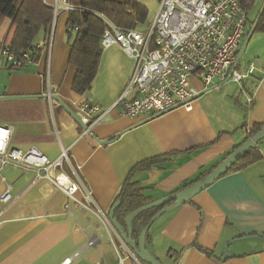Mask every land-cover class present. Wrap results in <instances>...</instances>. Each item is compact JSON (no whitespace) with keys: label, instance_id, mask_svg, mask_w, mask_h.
Wrapping results in <instances>:
<instances>
[{"label":"crops","instance_id":"crops-1","mask_svg":"<svg viewBox=\"0 0 264 264\" xmlns=\"http://www.w3.org/2000/svg\"><path fill=\"white\" fill-rule=\"evenodd\" d=\"M259 1L247 0V6ZM140 2L146 6V0ZM59 9L53 31L36 41L46 47L38 61L10 69L0 59V127L13 130L12 148L36 147L50 161L66 149L69 163L63 172L83 184L78 201L87 203L91 194L93 210L109 217L131 172L145 162L149 165L135 171L130 181L142 189L146 201L173 195L223 161L248 130L264 124V30L250 34L258 13L254 23L248 20L239 62L244 69L258 60L251 78L201 92L191 110L128 118L117 108L95 127L94 137H82L77 109L83 104L111 109L134 62L118 45L103 48L92 89L84 95L74 92L77 68L69 64L68 15ZM10 27V20L0 25V51L10 44ZM194 86L202 91L197 82ZM259 150L262 160L221 177L190 202L160 216L145 241L147 255L161 264H264V141ZM8 187L15 201L8 207L0 201V264H63L70 258L71 264H116L106 230L54 184L37 180L34 170L8 166L1 171L0 199ZM113 235L122 246L120 233ZM126 264L136 262L127 259Z\"/></svg>","mask_w":264,"mask_h":264},{"label":"built area","instance_id":"built-area-1","mask_svg":"<svg viewBox=\"0 0 264 264\" xmlns=\"http://www.w3.org/2000/svg\"><path fill=\"white\" fill-rule=\"evenodd\" d=\"M58 1L55 0V3ZM64 9L72 10L69 6ZM247 23V0H158L156 14L143 30L109 25L101 38L102 47L118 45L133 60L134 67L124 92L111 109L103 111L98 106L88 104L77 109L76 118L82 127V137H94L95 127L117 108L122 116L128 118H153L180 108L191 110L201 92L230 81L242 84L251 78L258 60L252 61L244 69H240L237 63L246 37ZM36 49L43 52L46 47L41 43L37 44ZM0 59L10 69H20L31 63L29 54L19 60L7 44L1 47ZM194 82L200 85L202 91L194 86ZM47 97L52 99L51 91ZM12 134L11 128L0 127V177L1 171L8 166L23 171L34 170L37 180H48L74 201L76 207L82 206L92 211L91 194L87 193V203L78 201L76 194L84 188L83 184L72 181L63 172L65 164L69 163L66 149L62 150L59 158L50 161L36 147L28 151L12 148ZM2 180L5 181L3 177ZM0 201L6 207L15 201L10 187ZM66 209L69 210V206ZM92 212L107 227L117 254L116 264H126L127 259L142 264L125 241L122 242V253L116 247L112 237L116 229L108 216L101 211ZM71 262L70 258L63 264Z\"/></svg>","mask_w":264,"mask_h":264},{"label":"trees","instance_id":"trees-1","mask_svg":"<svg viewBox=\"0 0 264 264\" xmlns=\"http://www.w3.org/2000/svg\"><path fill=\"white\" fill-rule=\"evenodd\" d=\"M50 1L0 0V25L5 20L11 21L9 30V46L11 53L19 60H21L25 54H29L31 56V62H35L40 59V52L36 49V41L41 34L51 33L53 31L55 21L60 15L59 8L62 7V11L68 15L66 34L67 43L71 47L69 64L77 68V74L72 89L80 95H84L92 89L103 52L101 38L105 31L109 29V25H113L120 29H139L145 26L149 19V11L147 7L140 2L141 0H59L57 4L52 0ZM65 6L71 7L72 10H65ZM250 6L252 5L247 6V12ZM75 28L78 30L75 31ZM255 29L264 30V13L261 15ZM261 130L262 125L253 127L250 133L246 135L243 143L250 140ZM112 140H114V138L111 139V141ZM259 144H261V142ZM259 144L256 149L250 151L226 175L245 169L262 160L263 156L259 150ZM241 145L236 147V149ZM230 154L224 157L223 160L230 156ZM220 163L212 167L209 171L199 175L196 180L186 183L173 194L186 190L203 181ZM147 165H149V163H142L131 172L128 180L123 188H121L112 204L111 210L116 204H119L114 212V219L123 225V227L125 225V219L129 215L153 203L146 201L142 189L138 185L132 184L130 181L135 171L145 168ZM188 202H190V199L187 200L185 204ZM174 204L175 203H169L164 206L150 209L135 216L131 220V236L132 240L137 244L136 248H138L140 234L150 220L159 211L164 208H169ZM108 218L110 219V217ZM110 221L112 222L111 219ZM148 236L149 234L147 237ZM195 247L198 252L213 257V252L196 245Z\"/></svg>","mask_w":264,"mask_h":264},{"label":"water","instance_id":"water-1","mask_svg":"<svg viewBox=\"0 0 264 264\" xmlns=\"http://www.w3.org/2000/svg\"><path fill=\"white\" fill-rule=\"evenodd\" d=\"M264 13V5L262 7V10L260 12V15L256 21V24L250 34H253L261 15ZM246 49V45H244L238 55L237 63H239L244 55ZM264 141V129L255 134L250 140L243 143L239 148H237L235 151H233L230 156H228L225 160H223L203 181L187 188L186 190H183L179 193L164 197L163 199H160L158 201H155L137 211L129 215L125 219V225H121L114 219V212L116 208L119 206V204H116L112 210L110 211L109 217L112 220V223L115 227V229L120 233V235L123 237L125 242L130 245L135 252L137 258L143 263V264H161L160 262L156 260H152L145 251V241L146 237L150 232L151 227L153 226L154 222L162 215L167 214L182 205L185 204V202L192 197H195L199 195L200 193L204 192L206 189H208L215 181L226 175L236 164H238L250 151L256 149L257 145ZM169 203H175L173 206L169 208H164L161 211H159L146 225V227L143 229V231L140 234L139 241H138V248H136V242L132 240V229H131V220L150 209L157 208L159 206H164Z\"/></svg>","mask_w":264,"mask_h":264},{"label":"rangeland","instance_id":"rangeland-1","mask_svg":"<svg viewBox=\"0 0 264 264\" xmlns=\"http://www.w3.org/2000/svg\"><path fill=\"white\" fill-rule=\"evenodd\" d=\"M53 1V0H52ZM146 4V7L149 11V19H148V22H150L154 15L156 14V11H157V8H158V0H146L145 2ZM263 7V0H260L258 3L250 6V8L248 9V13H249V16H248V20L250 23H254L257 16H258V13H260L261 9ZM146 26V25H145ZM145 26H142L139 28V30H143L145 28ZM91 208V207H90ZM85 210V209H84ZM91 210L93 211V209L91 208ZM92 211H89V210H85L86 213H89L90 215H92L93 217H95L98 222L101 224V226L106 230L107 232V227L105 226V224L102 222V220L97 216V214H95L94 212ZM108 233V232H107ZM109 235V233H108ZM112 235H113V232H112ZM110 237V235H109ZM113 239L115 241V245L116 247L120 250V252L122 253L123 249H122V246L121 244L119 243L117 237L115 235H113ZM114 248V247H113ZM115 250V249H114ZM115 255L117 256L116 254V250H115ZM125 256V254H124ZM142 263V262H141ZM143 264V263H142Z\"/></svg>","mask_w":264,"mask_h":264}]
</instances>
